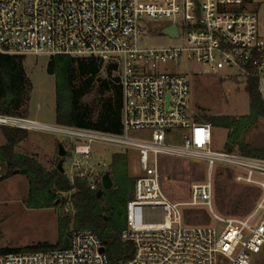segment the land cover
Here are the masks:
<instances>
[{"label":"built area","instance_id":"obj_1","mask_svg":"<svg viewBox=\"0 0 264 264\" xmlns=\"http://www.w3.org/2000/svg\"><path fill=\"white\" fill-rule=\"evenodd\" d=\"M254 2L264 0H0V54L93 58L102 69L116 68L122 94L120 134L1 115L0 127L72 139L68 158L75 172L66 175L71 183L85 180L95 193L103 173L82 168L76 158L87 159L93 144L136 152L142 175L135 178L126 203L120 239L132 246V253L124 264H252L264 253V158L211 150L212 127L196 122L189 111L186 77L206 73L242 85L254 80L264 100V36L251 12ZM171 26L175 37L162 33ZM157 28L176 43L147 46ZM180 62L199 65L202 71L181 72ZM224 70L228 72L221 74ZM172 131L180 132L177 144L168 141ZM164 158L203 165L206 181L191 187L186 205L207 207L221 229L183 222L181 204L172 203L161 185ZM216 168L256 190L244 216L212 213ZM101 248L93 231L78 229L64 249L3 252L0 247V264H108Z\"/></svg>","mask_w":264,"mask_h":264},{"label":"trees","instance_id":"obj_2","mask_svg":"<svg viewBox=\"0 0 264 264\" xmlns=\"http://www.w3.org/2000/svg\"><path fill=\"white\" fill-rule=\"evenodd\" d=\"M101 63L93 58L56 55L48 58L46 74L54 80V124L120 134L122 107L121 88L115 76V66L107 65L105 75ZM100 78V79H99ZM245 92L249 99V113L238 118L232 116H201L199 123L227 130L224 150L242 155L264 158V149L253 148L243 141V134L264 120V100L258 92L257 82L248 80ZM31 93V83L26 75L23 58L0 54V115L25 118ZM5 144L0 146V167L6 178L17 170L28 183V199L32 208H60L69 203L71 215L57 216L58 241L55 246L37 243L25 248L7 249L3 252H31L58 248L64 237L78 229L93 231L99 238L108 264H124L132 253V246L122 242L120 234L125 227L126 203L133 193L134 177L127 174L126 153L111 155L107 170L113 186L103 191L100 199L90 191L85 180L75 178L71 183L65 172L56 164L45 169L35 158L15 153V147L27 137V131L11 127L1 128ZM172 163L176 166L171 167ZM178 159L160 160V176L167 172L182 179L187 172ZM226 177L231 174L225 171ZM162 185V184H161ZM66 195V196H62ZM189 222V214L184 213Z\"/></svg>","mask_w":264,"mask_h":264},{"label":"rangeland","instance_id":"obj_3","mask_svg":"<svg viewBox=\"0 0 264 264\" xmlns=\"http://www.w3.org/2000/svg\"><path fill=\"white\" fill-rule=\"evenodd\" d=\"M251 12L257 20V32L264 36V2H254ZM162 25V24H161ZM157 34L147 40V46L173 45L176 41L164 37L156 29ZM47 57H25L23 65L31 83V93L28 111L25 118L40 123L54 125V80L46 74ZM178 70L185 72L202 71V67L194 63L180 62ZM224 70L221 74L227 73ZM100 75L104 77L105 69ZM188 80L189 111L194 119L201 116H232L238 118L249 113V99L245 92V85L236 79L223 78L206 73L186 75ZM0 127V146L5 144ZM134 134H131L133 136ZM139 134H135L137 136ZM169 135V134H168ZM172 144L179 143L180 132L172 131L168 136ZM227 130L212 128L211 150L223 152ZM243 141L253 148L264 149V120L248 129L243 134ZM63 144L67 151L73 145L70 138L60 137L54 133L40 130H28L27 137L15 147V153L35 158L45 169H51L59 158L56 155L57 145ZM126 153V170L130 177L142 175L139 169L137 154L134 151L124 152L116 147L93 144L91 154L87 159L77 157L82 168L93 173L107 171L111 155ZM171 159V158H169ZM71 158H64L62 167L64 172L74 174ZM182 168L187 172L182 179H177L171 173L162 175V188L172 203L181 204L182 215L189 214L187 225H203L221 229L223 225L213 219L211 212L205 206L189 207L191 187L206 181V172L202 164L180 160ZM176 166L172 163L171 167ZM0 178L5 175V169L0 167ZM212 213L225 216H244L253 206L257 197L256 190L236 183L232 176L226 177L225 171L216 168L211 176ZM28 183L24 176L16 173L0 179V247L7 249L25 248L37 243L55 246L58 241L57 216L71 215V206L67 203L60 208H32L28 199ZM66 196V195H62ZM160 220L161 214H158ZM252 264H264V253L259 255Z\"/></svg>","mask_w":264,"mask_h":264},{"label":"water","instance_id":"obj_4","mask_svg":"<svg viewBox=\"0 0 264 264\" xmlns=\"http://www.w3.org/2000/svg\"><path fill=\"white\" fill-rule=\"evenodd\" d=\"M162 33L166 34L168 36H171V37H175L176 36V29L174 26H171V27H168V28L162 30ZM56 155L59 158V160L57 161V164H56V169L60 173H63L64 172L63 167H62L63 160H64V158H66L68 156V151L65 149L63 144L59 143L57 145ZM13 173L16 174L17 170L13 171ZM112 186H113V182H112L110 173L107 170V171L103 172V174L101 176V188H99L96 191V193H95L96 198L100 199L102 194H103V191L110 190L112 188ZM67 243H68V237H64L62 242L59 245V249H64L66 247ZM101 251H103V248H101Z\"/></svg>","mask_w":264,"mask_h":264},{"label":"crops","instance_id":"obj_5","mask_svg":"<svg viewBox=\"0 0 264 264\" xmlns=\"http://www.w3.org/2000/svg\"><path fill=\"white\" fill-rule=\"evenodd\" d=\"M64 170V169H63Z\"/></svg>","mask_w":264,"mask_h":264}]
</instances>
